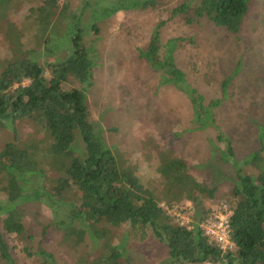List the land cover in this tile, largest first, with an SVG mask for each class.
I'll list each match as a JSON object with an SVG mask.
<instances>
[{
  "label": "trees",
  "instance_id": "1",
  "mask_svg": "<svg viewBox=\"0 0 264 264\" xmlns=\"http://www.w3.org/2000/svg\"><path fill=\"white\" fill-rule=\"evenodd\" d=\"M13 0H0V14ZM183 0L172 9L188 24L201 18L229 33L237 34L255 0ZM62 0H42L30 7L20 29L10 24L11 56L0 61V127L10 126L12 140L0 145V219L9 234L26 233L20 204L39 202L52 212L50 226L60 242L73 250L75 264H130L131 257L112 241L111 228L129 225L133 232L150 231L168 250L170 264H264V125L260 127L261 148L234 162L233 186L225 203L231 210L229 227L234 248L221 251L205 235L201 224L212 209L202 205L215 198L216 186L198 181L182 157L160 154L158 173L162 189L151 186L135 165L106 143L102 129L90 118L86 90L96 64V50L84 36L90 22L93 32L99 22L118 11L155 8L159 0H112L92 5V18L81 24L80 14L65 21ZM84 7V6H83ZM64 26L57 32V26ZM60 23V24H59ZM148 44L139 48L138 59L160 73L163 85L182 90L193 107L196 129L213 127L225 142L219 159L234 158L229 139L215 122L213 107L218 101L205 99L175 63L179 38L170 39L161 54L159 28ZM28 81L27 84L25 82ZM227 84V80L224 83ZM16 122H26L31 131L21 135ZM184 200L193 202L190 223L180 225L169 209ZM190 225V226H189ZM95 241L99 252L81 251ZM28 256L38 264H57L53 253L40 247ZM98 251V249H97ZM0 258L19 264L0 232Z\"/></svg>",
  "mask_w": 264,
  "mask_h": 264
},
{
  "label": "rangeland",
  "instance_id": "2",
  "mask_svg": "<svg viewBox=\"0 0 264 264\" xmlns=\"http://www.w3.org/2000/svg\"><path fill=\"white\" fill-rule=\"evenodd\" d=\"M83 1L62 0L60 20L79 13L81 24H87L94 7L85 6ZM110 1L91 0L93 5ZM182 1L159 0L155 8L118 11L99 22L101 31L98 33L92 31V24L96 22L85 26L88 28L85 44L94 47L97 59L86 90V105L91 120L101 127L106 143L135 165L146 182L161 190L157 170L160 154L182 157L190 164L198 181L216 186L215 198L202 202L205 208L215 210L225 203L233 186L234 162L261 148L264 0L254 1L237 34L229 33L206 18L188 24L182 16L172 15V9ZM41 3L42 0H13L4 14H0V61L11 56L10 24L20 29L29 8ZM161 21V54L165 52L167 41L179 38L174 52L177 67L202 94L205 104L212 100L219 102L212 110L224 139H229L233 148L234 158L228 163L219 159L226 145L218 140V131L213 127L196 129L189 97L173 85H163L160 73L138 59L137 50L148 44ZM62 24L57 26L58 33L64 30ZM15 127L21 135L31 131L26 122H16ZM12 138L10 126L0 127V145ZM5 198V192L0 190V200ZM182 202L169 211L175 218L179 215L176 222L186 224L188 220L190 223L194 204L188 200ZM20 207L26 227L23 235L6 232L0 219V232L12 257L19 264H38L36 256H28L23 248L33 253L42 247L54 254L57 264H75L73 250L60 242V234L50 226L51 210L39 202L22 203ZM111 233L114 244L125 248L131 257L130 264H170L166 246L150 231L135 234L129 225H122L111 228ZM99 246L88 238L81 251L90 249L97 254ZM0 264L7 263L0 258Z\"/></svg>",
  "mask_w": 264,
  "mask_h": 264
},
{
  "label": "built area",
  "instance_id": "3",
  "mask_svg": "<svg viewBox=\"0 0 264 264\" xmlns=\"http://www.w3.org/2000/svg\"><path fill=\"white\" fill-rule=\"evenodd\" d=\"M232 215V210L227 204H223L221 207L213 209L210 212L208 219L201 224L205 235L209 241L214 243L221 251L227 252L234 248V242L231 238L229 218ZM179 215L177 214V217ZM176 217V218H177ZM179 222L180 225H187L188 220Z\"/></svg>",
  "mask_w": 264,
  "mask_h": 264
}]
</instances>
